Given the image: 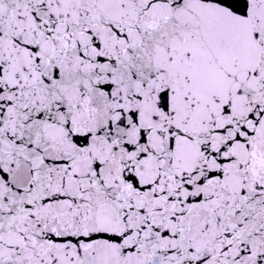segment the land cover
I'll use <instances>...</instances> for the list:
<instances>
[{"label": "snow or ice", "instance_id": "6c2138e0", "mask_svg": "<svg viewBox=\"0 0 264 264\" xmlns=\"http://www.w3.org/2000/svg\"><path fill=\"white\" fill-rule=\"evenodd\" d=\"M0 264H264V0H0Z\"/></svg>", "mask_w": 264, "mask_h": 264}]
</instances>
